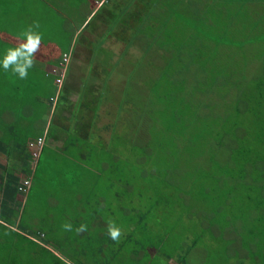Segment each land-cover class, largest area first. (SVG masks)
<instances>
[{
  "label": "rangeland",
  "instance_id": "1",
  "mask_svg": "<svg viewBox=\"0 0 264 264\" xmlns=\"http://www.w3.org/2000/svg\"><path fill=\"white\" fill-rule=\"evenodd\" d=\"M158 1L155 9L164 13V16L151 21L156 22V26L160 28L163 21V26H168L166 19L172 18L171 27L164 30L167 36L159 37L161 50L153 46L151 52H148L135 39L130 45L129 54L132 58H125L123 63L128 67L129 76L132 74L138 79L132 87L142 88V93L135 92L139 95L140 106L127 100L128 105L118 113L115 108L117 100L107 98L119 99L120 94H111L113 91L109 95L104 94L106 98L100 101L96 110L94 101L88 100L87 103L88 97L85 102L82 101L95 111L88 108L82 110L79 122L81 125L77 122L74 129L81 136L86 135L88 130L93 131L90 133L93 140H90L89 146L83 151L91 155L75 159L74 165L71 164L73 159L70 156L69 159H64L69 162L66 173H73V176L78 173V177L85 179L83 187L76 188L80 192L84 190L82 198H79L81 193H77V196L74 191L73 194H64L68 199L78 200L73 205L53 201L55 199L46 195L47 191H50V184L63 174L62 171H56L49 177L44 173L42 179L37 177L35 182L31 179L30 187L33 186L34 191L21 214V222H17L16 226L25 232L30 227L32 233L37 230L49 232L52 225L61 230L65 222L75 224L87 212L94 222L93 231L100 235L89 256L96 253L100 257H113L115 244L111 240L104 241L108 219L115 221L122 232H126L134 214L135 217L137 213L139 216L157 214L164 224L178 228L175 244L179 249V257H161V264H253L250 261L256 256L259 258L258 263L262 264L260 260L264 259V238L259 240L258 236L255 237L247 230V227L251 230L258 224L264 233V220L260 218V214L255 215L258 202L263 198L259 195V190L264 181V137L262 139L260 136V133L264 134V12L261 10V1L244 0L241 3L240 0H191L189 4L178 1L173 5H166V0ZM10 6L16 8L14 0L10 1ZM35 9L41 11L40 7ZM11 12L9 10L7 13L4 8H0V43L9 38L4 29L7 28L8 19L13 18ZM215 20V24L210 23ZM45 21L48 28L50 20ZM187 21L188 29L185 23L181 24ZM38 22L41 20L38 19ZM128 22V27L132 29L133 26L129 20ZM176 23L178 27H175ZM186 30L190 32L188 37L183 33ZM43 38L42 36V41ZM182 41L186 43L181 50ZM114 43L121 44L113 46L116 51L124 47L122 40L116 38ZM99 54L96 52V57ZM141 55L142 60L137 59L140 63L133 59ZM175 55L177 57L173 60L172 68H167L169 75H162L165 59ZM104 56L103 60H107L106 55ZM34 59H37V53ZM76 63L77 61L72 60V66L66 68L68 78L76 68L79 69L76 70L78 75L83 74V69L77 67ZM30 70V76H33V67ZM123 71V68L108 71L102 67L97 76L102 79L106 72L108 78L112 74L115 81H119L120 77L114 76L113 72L121 74ZM86 74L91 78L92 69L88 68ZM155 80L159 83L154 84ZM152 89L155 91L152 92ZM6 90L9 91L10 87ZM109 90H114L113 84ZM14 98L13 101L17 102ZM7 101L8 96L0 104ZM78 106L77 103L75 109ZM70 113L72 109L68 106L67 110L62 111V117L67 119L71 116ZM135 116H138V121H134ZM182 116L188 118V121L183 122ZM224 118L228 120L224 121ZM92 120L95 122L94 126ZM62 123L66 126L69 120ZM182 125L183 129H180ZM239 126L240 133L235 129ZM179 129L183 132L182 135H178ZM200 133L204 135L200 136ZM210 134L217 135L218 141L223 143L217 144L215 155L218 159L215 162L210 159V154H214L213 147L209 151L210 141L207 140L212 139ZM100 139L103 145L99 143ZM131 140L140 143L134 145ZM93 145L97 148H93ZM186 146L191 148L185 151ZM0 150H3L2 145ZM27 150L23 153L28 159H19L22 172L26 173L25 179L30 178L34 165L30 151L28 148ZM159 154L160 159H168L166 166L162 170L161 166L158 170H150L149 165ZM67 155L69 154L65 152L63 156ZM4 166L6 167V163L0 160V171H6ZM118 167L125 173L124 176L119 175ZM62 168L64 169L63 165ZM87 170L93 174L87 173ZM168 170L170 178L164 177V172ZM150 173L159 180V196V188L154 190L149 187ZM91 175L102 179L104 186L113 187L112 191H107L111 195L117 180L126 181L125 191L121 190L125 193L123 200L115 201L112 207L108 201L101 203L99 190L87 185L90 178L86 179ZM18 187L19 183L13 180L6 184L0 182L1 206H13V201L17 200L16 204L20 205L21 211L26 192L16 199V193L20 191ZM106 190L102 189L101 194ZM168 194L172 209L164 210L165 207L161 206L165 203L161 200ZM87 196L93 198L90 205L85 201ZM251 210V215H254L247 220V214ZM215 227L234 237L222 234L215 238ZM3 233L2 229V238ZM198 236L199 239L193 243ZM124 237H120V242L126 247ZM8 238L10 246L5 248L9 250V254L5 253L8 255L3 256L1 245L0 264H37L32 262L33 259H38L36 251L34 254L30 252V246L13 250L12 240L17 242L18 238ZM183 245L188 248L192 245L193 249L184 254L180 250ZM120 254L110 259L111 264L115 260L125 263V255ZM238 258L242 261H237Z\"/></svg>",
  "mask_w": 264,
  "mask_h": 264
},
{
  "label": "trees",
  "instance_id": "2",
  "mask_svg": "<svg viewBox=\"0 0 264 264\" xmlns=\"http://www.w3.org/2000/svg\"><path fill=\"white\" fill-rule=\"evenodd\" d=\"M240 1L242 3L244 0H240ZM260 1L262 4L261 10H263L264 12V0H258V2ZM0 6L4 8L5 11H9V10L12 12L16 11L15 8L12 9V7L10 6V2L7 1L6 2L4 1L3 4H1ZM211 19H216V17H211ZM35 20L36 19H34L33 21L31 20L32 22L28 20L15 21L9 18L7 28H5L4 30L9 34L11 33L13 37H17V35L23 29H25L29 25H32ZM210 23L215 24L216 20ZM38 29L35 30L38 32L39 31ZM140 32L141 34L138 33V31L135 33L133 32L134 34L130 35L131 41L135 39H140L142 43L145 41V46L148 48L147 51L151 52L150 50L152 49V47L155 46L157 42L160 43L159 37H156V35L153 34V31L150 30L146 32V35L142 34L143 33L142 30H140ZM163 36H167V35L164 33ZM205 36H207L208 38V35ZM186 37L188 36L186 35ZM125 38L127 37L125 36ZM184 39L188 41L187 38L184 37ZM186 41H182L183 44H181V50H182V46L185 45ZM15 43L16 41H10V40L8 41L4 40L2 43H0V57H2V55L5 53V50L7 48L14 47ZM124 53L128 54L129 52L127 53V51H125ZM63 54H68L70 57V54L68 52H65V50L58 52L57 54H55V56L58 55L57 57H54V59L49 60L51 66H56V67L59 66ZM170 56L165 59V63H164L165 66H163L162 75L166 77L169 75V69L167 68H172L174 64L173 62L177 57L176 55L175 57L174 56L170 57ZM178 57L181 58L182 56H178ZM137 59L136 62H138ZM39 65L40 64L36 65V63H34L32 70L34 71V74L33 76H30L31 70L29 69L28 76L26 79L18 78V76L13 75L11 71H8L10 74L9 73L7 74L3 70V68L0 67V101L8 96L7 103L0 104V141L1 142L6 141L8 142V144H11V142L16 138L21 140H26L29 138L32 140L41 136L44 139L45 137L44 133H47V135H49L55 130H58L59 128L63 129L67 134L66 135L67 139L64 148H62L61 151L62 154H59L57 150L48 151L49 148L43 145L41 154L39 158L36 159L35 161L36 164L31 179L32 181L35 182L37 181V177L42 179L44 173L46 174L49 173L50 175H53L56 173V171L58 173L62 171L63 175L60 178L61 181H57V180L54 181L50 186L51 189L53 190L54 188L58 187V185L60 184V187L56 189L57 195L60 193V191H64V194H68L69 192H72L73 194L75 191L76 194L77 193L82 194L81 196H79V198L81 199L84 194V190H81L80 192L77 191L76 188L78 187L82 188L83 187L82 183L83 182L85 183V179L78 177V173L76 174V176H73L72 175L73 173L72 174L66 173L67 165L69 162L64 161V159H69L68 157L70 156L71 159H73V161H71V164L74 165L76 164L75 159L80 160L84 156L90 157L91 154L83 153V151H85V149L87 148V146H89L90 143V140L88 139L89 132L86 133L87 135L84 136L75 133L76 130H74V126L76 125L77 122H80V117H82V115L80 114L82 111L80 106H78V109H76L74 112L70 113L71 116L69 118L64 119L62 117L63 109L60 107L59 104L62 95L60 94L62 93L64 86L67 85L66 82L67 74L64 75L62 84L58 86L55 81L56 79L55 75L48 73L47 72L48 70L47 71L43 70ZM140 75L142 76L143 74ZM13 77L14 79H12ZM134 81H135V76H132L131 74L129 76V83L127 84L126 86L127 88L125 89V92L123 94V98L119 97L117 103L115 104V108L118 113H120L121 109L125 107V105H128V103H126L127 100L133 102L132 104L140 106L141 102L139 99V95L135 92L140 91L142 93V88L132 87V85H134ZM153 82L154 84L159 83L158 80H155ZM150 83L152 84V81ZM8 86L10 87L9 91L6 90ZM154 91L155 90L152 89V92ZM11 92L13 93L10 94ZM18 92L22 93V98L19 96ZM7 94H9L10 96ZM58 96H60V98ZM13 98L17 100V102H14ZM101 100L99 97L98 100L94 101V105L96 104V107H98ZM182 119L183 122L188 121V118H185L184 116H182ZM64 120H69L68 125L65 126L62 123V121ZM226 120L228 119L224 118V121ZM134 121H138V116L134 117ZM93 122L94 121L92 120L91 122L92 126H94L93 124L95 123ZM238 128H240V126L235 129H237L240 133V130ZM180 129H183V125L180 127ZM180 129L178 135L183 134V132L180 131ZM191 132L193 133L192 130ZM202 135L204 134L200 133V136ZM79 136L84 138L82 139ZM210 136L212 139L207 140L210 141L209 151H212L211 147L214 148V154L213 155L210 154V159L212 158V160L215 162L218 159L217 155H215V149L216 147H218L217 144L221 145L223 143L218 141L217 135L210 134ZM260 136L263 139L264 137L263 132L260 133ZM235 137L238 136H234V138ZM132 140L131 142L134 145L136 143L137 144L140 143L137 141L134 142ZM92 147L97 148L95 145H93ZM185 148H186L185 151H188L191 147L186 146ZM49 152L51 153L49 154ZM65 152L69 154L67 155V157L63 156ZM196 152L199 153L200 150H196ZM180 155L181 154L178 155V158ZM160 157L161 156L159 154L157 155V159H153L152 164L149 165L150 170L153 171L158 170L160 166L162 170L163 166H166L168 159H160ZM160 162H162L161 165ZM62 165L64 166V169L62 168ZM144 171L146 172V170ZM168 172L169 170L167 172H164V177L170 178ZM87 173L93 174L88 170ZM118 173L120 176H124L125 174L124 172H122V170L119 167H118ZM149 175H151V173ZM86 180H88L87 185H89L90 187H95L96 189L99 190L100 192L99 198L101 200V203L105 204V202L108 201L107 203L112 207L115 201L119 202L120 199L123 200L124 198L123 196L125 195V193L124 192L122 193L121 190L125 191L126 188L124 184L126 181H123L121 179L117 180L116 186L114 188V192L111 195L108 194L107 191L108 190L112 191L113 187L104 186V184H102L103 182L102 179L97 178L94 175H91ZM20 183L21 182H19V184ZM148 183L151 184L149 187H151L154 190H158L159 188L157 193L159 196V193L161 192H160L158 178L157 177L154 178L152 174L148 180ZM102 189H107V190L101 194ZM33 191L34 190L32 186V188L30 187L26 192V196L24 199V203L22 204L21 211L19 209L20 207L19 204H16V207H18V209L9 208L5 205L2 206L0 205V229H1L0 233L2 229L4 230L3 238L2 235L0 234V247L1 245H3V256L9 254V250L5 248L6 246H10V240H8L9 239L8 237L12 239L14 237H17L18 238L17 242L12 240L11 245L13 246V250L15 248L20 250L24 246H30L29 251L32 252L33 254L36 251L38 254V259L35 258L36 261L35 259H33L32 261V262H37V264H111L110 259L116 257L118 253H121L120 256L125 255L124 259L126 260L125 261L126 264H161L162 263L161 257L167 258V257H171L172 255L174 256L177 255L179 257V251H178L179 249H177V243L175 244L177 240L176 234L178 233V228L174 226H167L166 224H164L163 221L159 219V215L153 213H152L153 215L151 216L149 215L145 216L144 214L143 216H139V213H137L136 215L137 217H135L134 214L133 218L129 220L130 224L129 227L127 226L128 230L126 232H122L123 234L121 236V238L125 236L123 239L127 243L126 247L123 243L120 242V240L119 243L114 242L113 240L110 239L107 233L105 234L104 241L111 240L113 241V244H115V250L112 253L113 257L111 256L100 257L99 255H96V253L93 256H89L93 250L94 247L93 245L96 244V242L99 240L100 235H96L95 232L93 231L94 222L91 221L89 213L87 212L83 214L81 221L76 222L75 224L71 223L73 229L79 227V225L82 223L88 226V230L79 235H77L76 232L74 234V231L68 233L63 229L57 230V228H55V226L53 225L51 226V228H49V232H45L43 230H37L34 233H32L33 231L30 230V227H28V230L25 232L22 229L18 228L16 226V223L21 222L20 221L22 220L21 214H23L25 206L27 202H29V198L31 197ZM19 192L20 191H18V193ZM21 193L22 192H20V194ZM64 194L61 193V195L58 196V198L60 199V201H58L59 204L69 203L73 205L76 201H78L73 198L68 199ZM63 195H64V199H62ZM259 195L263 198H261L258 202L259 204L258 210H256L257 214L255 213V215L260 214L261 215L260 218L262 217V219L264 220V181H262L260 184ZM91 199H93L91 196H87L85 198L86 203L88 202V204L90 205ZM162 199L163 200L161 201H163L165 204H162L161 208L165 207L164 210L172 209V207H170L171 205L170 194L166 196L164 195ZM59 204L57 206L61 207ZM252 210L248 212L249 214H247L248 216L247 220L252 219V216L254 215V214L251 215ZM257 219H259V216L257 217ZM96 227L98 228L99 226L97 225ZM215 228H216V232H214L215 238L217 237V235H222V234L223 235L225 234L226 236L234 237L230 233H223V231H221L218 227ZM235 230H237V228H235ZM247 230H249L250 234L254 235L255 237L258 236L259 240L264 238L263 228L259 227L258 224H256V226L253 227L251 230L249 227H247ZM38 231L44 233H39ZM63 232H66V235H63ZM30 233H32V235ZM199 237L200 236H198L193 243H195L199 239ZM2 240L4 241L1 244ZM192 245L191 246L189 245V248L188 246L183 245L182 247H180V250L182 251V253L185 254L193 249ZM31 257L32 256H30V258ZM245 258L247 257L245 256ZM236 260L238 261L241 259L238 258ZM258 260L259 258L256 256V258L254 260L252 259L250 262H253V264H259ZM260 261L262 262V264H264V259H261ZM125 263H122L121 261H117V260L113 261V264H125Z\"/></svg>",
  "mask_w": 264,
  "mask_h": 264
},
{
  "label": "crops",
  "instance_id": "3",
  "mask_svg": "<svg viewBox=\"0 0 264 264\" xmlns=\"http://www.w3.org/2000/svg\"><path fill=\"white\" fill-rule=\"evenodd\" d=\"M10 1L11 0H9V2ZM178 1L179 3L189 4L191 0H166L165 4L173 5ZM3 2L4 0H0V5L3 4ZM14 2L16 3V11L11 13V16L13 17L11 18L12 20H41V22H39L40 27L38 32L44 37V40L42 41L43 45L41 51L37 52L36 65L40 64L39 66L43 70H49L52 67L49 60L57 57L60 53L56 56L55 54L58 52L65 50V52L70 54L68 67L71 65V61L75 60L77 61V67L83 69L82 75H78L79 73L76 70L79 69L77 68L73 73H70V78H68L67 75V85L64 86L62 93L60 94L62 95L61 98L58 96L60 98V107L63 110H67L68 106H71L72 112L76 110L75 106L77 103L81 107V110L86 108H88V110L93 109L91 106L87 105L88 100L96 101L99 97L100 100L104 99L106 98L104 94L106 93V95H109L110 91H113L111 94L118 93L120 94L119 97L123 98V94L127 88L126 86L129 83V70L123 63L125 62V58H132L129 53L125 54L124 52H130L131 50V32L135 33L138 31V33L141 34L140 30H142V34L146 35V32L150 30L153 31V34L156 35V37H160L164 35V30L171 27V16H169L171 19H166V22L169 23L166 27L163 26L164 21L160 28L156 26V22L153 23V21H151L152 19H156L157 21V19H161L164 16V13L161 14L160 11L155 9L159 3L158 0H14ZM35 7H40L41 11L35 9ZM0 8L2 7L0 6ZM12 9L14 8L12 7ZM6 12L8 13V11ZM45 20H50V26L48 28V23H45ZM128 20L133 26L132 29L128 27ZM184 23L187 26L185 27L188 29L189 22H182L181 24ZM147 25L149 26L146 27ZM175 27H178L177 23L175 24ZM162 28L163 31L161 30ZM4 33L7 34L6 37H9L5 41H15L16 37H13L11 33ZM183 33L185 36H188L190 32L188 33V30H186ZM47 36L51 38H45ZM125 36L127 38H125ZM116 38L122 40V45L124 46L123 48H119L118 51L114 49L115 44H119V46L121 44L114 43ZM137 40L140 41V45H144V50L148 49L145 46V41L142 43L140 39ZM154 47L161 50L158 42ZM43 51L47 54L44 55ZM96 52L100 53L97 57ZM104 55H106L107 60H103V57H105ZM143 55L137 58L142 60ZM137 58L134 57L133 59ZM162 59L163 57L161 54V61ZM83 61H87L88 63H83ZM154 66L156 67L155 64ZM83 67H85V69ZM102 67L108 69V71L119 68H123L125 71L121 72V74L113 72L114 76L120 77L119 81H115L112 74L108 78V75L106 76L105 74L106 72H104V76L101 79L97 76V73ZM88 68L92 69L93 76L91 78L86 74ZM66 71L65 74H68ZM12 79H14V77ZM136 81H138V79L135 76L134 82ZM112 84L114 85V90H109ZM18 93L22 98V93ZM87 97L89 99H87ZM85 98L87 99L86 104L82 102L86 101ZM107 98H109V100H118L115 97ZM73 101L76 102L73 103ZM94 108L96 110V104L94 105ZM81 112L83 113V111ZM86 112L88 111L86 110ZM79 124L81 125V123ZM88 132V139L93 140L92 134H90L91 132L93 133V131L88 130ZM75 133L78 134L77 130ZM66 135V132L61 128L55 130L49 135L44 133V144L49 148L48 151L57 150L59 154H62V148H64V145L66 144ZM79 137L82 139L84 138L81 136ZM30 140L31 139L29 138L26 140L16 138L11 144H8L6 141H0V145H2L3 149L2 151L0 150V160L6 163V167L4 166L6 171H0V182L6 184L8 181L13 180L15 183H19V181L24 179L26 173L23 174L19 159H28V156L23 152L24 150H27ZM99 143L103 145L101 139ZM23 145L25 146L23 148L24 150L20 148ZM50 153L51 152H49V154ZM26 154L28 155V150L26 151ZM46 175L49 177L51 176L49 173ZM32 176L33 173L30 177ZM60 178L57 181H61ZM59 186L60 184L58 185V188ZM47 192L46 195L49 198L55 199L53 201H60L58 196H60L61 193L64 194V191H60L57 195L55 188L52 190L51 187L50 191ZM21 196L22 195L17 192L15 198L17 199ZM16 203L17 200L13 201V206L7 205V207L15 208Z\"/></svg>",
  "mask_w": 264,
  "mask_h": 264
},
{
  "label": "clouds",
  "instance_id": "4",
  "mask_svg": "<svg viewBox=\"0 0 264 264\" xmlns=\"http://www.w3.org/2000/svg\"><path fill=\"white\" fill-rule=\"evenodd\" d=\"M39 27H40L39 22L34 21L32 25L27 26L17 35V37L15 38L16 41L15 46L9 47L5 50V53L2 55V57H0V67H2L5 72L11 71L13 75L18 76V78L20 79L27 78L28 70L31 69L35 63V59H34L35 54L37 52H40L42 48V36L39 32L35 30L38 29ZM43 54L46 55L47 53L43 51ZM28 148L30 151L29 143H28ZM30 156H31V151H30ZM35 161L36 160L32 158V162L34 163L33 170L36 164ZM29 180L31 186V177L29 178ZM62 228L64 231L67 232L75 231L77 235L86 232L88 230V226L83 223L80 224L79 227L73 229L71 223L65 222L62 225ZM106 229H107V235L110 237V239L113 240L114 242L119 243L120 237L122 236L123 233L121 228L116 225L115 221L108 219L106 221Z\"/></svg>",
  "mask_w": 264,
  "mask_h": 264
},
{
  "label": "built area",
  "instance_id": "5",
  "mask_svg": "<svg viewBox=\"0 0 264 264\" xmlns=\"http://www.w3.org/2000/svg\"><path fill=\"white\" fill-rule=\"evenodd\" d=\"M70 57L68 54H63L62 60L59 63V66H52L49 70L48 73H51L53 75H55L56 79V84L58 86H60L63 82V78L65 75V70L68 67V63H69ZM44 145V139L43 137L39 136L35 139H33L32 141L29 142V146H30V151H31V156L34 160H36L43 148ZM30 186V180L29 179H24L22 180V182L19 185V190L22 193H25L28 191V188Z\"/></svg>",
  "mask_w": 264,
  "mask_h": 264
}]
</instances>
